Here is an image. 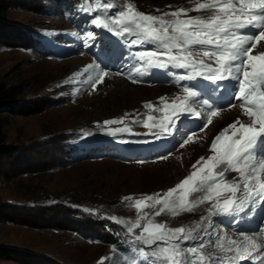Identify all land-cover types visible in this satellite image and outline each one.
<instances>
[{"label": "rangeland", "instance_id": "obj_1", "mask_svg": "<svg viewBox=\"0 0 264 264\" xmlns=\"http://www.w3.org/2000/svg\"><path fill=\"white\" fill-rule=\"evenodd\" d=\"M125 2L132 3L142 13L156 16L180 8L189 10L181 19L206 18L211 14V10H191L204 0H13L8 16L2 22L0 83L21 85L22 95L5 125L10 155L0 166V254L3 258L0 264H130L123 260L121 239L110 233L119 235L135 250L143 249L151 264H164L151 254L166 245L163 242L145 245L136 240L142 227L133 225L143 213L138 214L130 206L132 202L123 198L162 195L189 175L193 171L192 165L201 157L211 155L212 140L223 129L237 120L250 123L236 103L235 107L218 110V115L204 128L210 110L193 98L190 106L193 105L194 112L181 113L175 127L169 129L170 134L161 133L158 138L155 134L158 129L144 127L143 121L148 115L161 116V113L146 109V103H151L154 108L161 107V97L171 103L184 92L183 87L169 82L142 80L144 73L156 66L140 59L137 53L154 50L156 45H131V40L137 38L135 35H113L92 23L97 16L106 19L123 10ZM105 3L114 7L105 9ZM165 19L173 18L167 16ZM107 43L117 44L116 48L123 55L128 54L127 51L136 53L137 59L135 65L121 67L125 69L123 72L99 66L107 75L93 89L92 83L97 76L95 66L99 64L91 56V48L95 44L105 47L109 45ZM262 52L264 41L253 49L252 54ZM90 76L92 80H89ZM133 79L138 82L132 83ZM230 82L234 87L236 81ZM196 112L200 116H196ZM181 116H196L201 122L195 126L197 132L189 133L190 128L182 130L185 118L181 119ZM122 117V123L104 124L106 120ZM125 128L130 130H123ZM109 129L120 131L109 135ZM174 129L178 131L177 135H172ZM189 136L193 139L184 144ZM173 138V142L177 140V147L161 156L128 160L115 151L119 148L147 150L156 146L159 140L171 141ZM234 178L238 180L235 172L225 175L226 180ZM240 195L237 193L238 197ZM255 205L248 202L239 212L248 208V216ZM199 206L193 212L175 218L168 215L171 219H167L166 213L155 216L154 209L146 208L143 212L148 215L139 219V223L142 226L151 219L165 223L169 228L190 229L191 239L172 241L179 243L182 249L203 242L206 244L205 255H234L217 248L216 241L220 237L225 238V244L229 238L241 241L247 234L222 226L218 222V213L210 211L209 202ZM259 218L262 221L259 227L248 235L264 238L261 231L264 229V209ZM88 225L96 226L91 236L97 239L88 241V235L82 233L83 227ZM129 228H132L131 232ZM108 234L112 241L102 242L100 237ZM263 252L264 248L237 264H253L252 260L262 256ZM185 255L189 254L185 252Z\"/></svg>", "mask_w": 264, "mask_h": 264}, {"label": "snow or ice", "instance_id": "obj_2", "mask_svg": "<svg viewBox=\"0 0 264 264\" xmlns=\"http://www.w3.org/2000/svg\"><path fill=\"white\" fill-rule=\"evenodd\" d=\"M113 7L110 3L103 4L105 9ZM122 7L123 10L106 19L97 16L92 23L112 32L113 35H135L137 38L131 40V45H156V49L137 55L151 66L164 68L172 65L187 70V76L178 79L191 80L202 77L214 82L236 81L234 87L237 90L234 96L250 119V123L245 124L237 120L223 129L212 140L209 148L211 155L207 158L201 157L192 165L193 171L189 175L162 195L145 194L141 198L126 196L123 199L131 201L130 206L134 207L138 214L143 213L139 219L147 217L148 214L143 212L146 208L154 209L155 216L167 213L176 217L182 213L193 212L205 202L211 204L210 211L214 210L219 214L239 211L248 202L256 203L257 198L264 202V52L259 55L252 54L253 49L264 41V0L198 2L191 10H211V14L206 18L193 16L181 19L180 17L187 16L189 11L184 8L156 16L136 10L129 2L123 3ZM167 16L173 19H165ZM249 28L256 31H242ZM88 67L91 68L92 65ZM95 67L97 76L92 83L93 89L102 83L107 75L100 70L99 65ZM92 79L90 76L89 80ZM137 82L132 80V83ZM183 92V96L174 98L171 103L167 102V98L161 97V107L154 108L151 103H146V109L161 113V116L157 118L148 115L143 121V126L158 129L155 134L159 138L161 133H169V129L175 127L176 119L181 113H193L190 102L197 93L189 87H184ZM195 115L200 116V113L196 112ZM216 115L217 109L208 112L204 128ZM123 119L106 120L104 124L122 123ZM117 131L120 129H109L108 134L114 135ZM192 139L193 137L189 136L184 144ZM228 172L237 173L238 180H226L225 175ZM237 193L241 195L238 197ZM139 219L133 225L142 227L136 240L145 245L163 242L166 246L159 247L151 255L157 260H162L164 264H237L238 261L249 259L254 253H260L262 250V246L249 235H244L241 241L229 238L226 244L225 238L220 237L215 246L234 255H205L203 249L206 244L203 242L187 249H182L179 243H172L191 239L190 229L169 228L165 223H156L151 219H147L141 226ZM128 230L131 232L132 228ZM261 231L264 232V229ZM185 252L189 255L186 256ZM140 254L147 259L143 249ZM131 264H136V261L133 260ZM253 264H256L255 260Z\"/></svg>", "mask_w": 264, "mask_h": 264}, {"label": "trees", "instance_id": "obj_3", "mask_svg": "<svg viewBox=\"0 0 264 264\" xmlns=\"http://www.w3.org/2000/svg\"><path fill=\"white\" fill-rule=\"evenodd\" d=\"M12 3L13 0H0V27L4 19L8 16ZM21 93V85L6 86L0 83V166L2 165L3 159L10 155V147L7 144L5 125L7 123L9 113L16 106L18 98L22 95ZM95 228L88 225L83 227L84 230H81L83 234L88 235V241L93 240V238L97 239L96 237L91 236V234L94 233L93 231ZM110 236L111 235L109 234L101 236L100 239H102V242H106L108 240L112 241ZM1 255L2 254H0V261L3 259Z\"/></svg>", "mask_w": 264, "mask_h": 264}, {"label": "bare ground", "instance_id": "obj_4", "mask_svg": "<svg viewBox=\"0 0 264 264\" xmlns=\"http://www.w3.org/2000/svg\"><path fill=\"white\" fill-rule=\"evenodd\" d=\"M192 107H193V105H192ZM125 141V140H124ZM204 204V203H203ZM199 208H200V206H199ZM202 209V208H201ZM199 210V209H198ZM198 212V211H197ZM167 214V213H166ZM183 214V213H182ZM164 215V214H163ZM184 215V214H183ZM166 217V216H165ZM168 214H167V219H168ZM202 217V216H201ZM175 218V217H174ZM174 218H172V219H174ZM180 218H183V216L182 217H180ZM179 218V220H181ZM187 218V217H186ZM191 218V217H190ZM167 219L165 220V222L167 221ZM169 219H171V217H169ZM177 219H178V217H177ZM186 220V219H185ZM189 220V219H188ZM170 221H172V220H170ZM174 221V220H173ZM178 221V220H177ZM190 221V220H189ZM192 221V220H191ZM185 222V221H184ZM175 223H176V221H175ZM172 224V223H171ZM169 225V224H168ZM181 225V224H180ZM172 226V225H171ZM187 226V225H186ZM213 226V225H212ZM174 228V227H173ZM241 237V236H240ZM254 240H256V242L258 243V244H261V242L263 241V237H262V235H260V236H257V237H255V238H253ZM264 261V257H262L261 259H260V262H263Z\"/></svg>", "mask_w": 264, "mask_h": 264}]
</instances>
